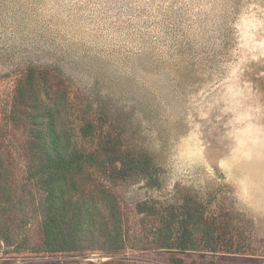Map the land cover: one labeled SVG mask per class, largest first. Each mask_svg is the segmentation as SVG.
I'll list each match as a JSON object with an SVG mask.
<instances>
[{
  "label": "rangeland",
  "instance_id": "rangeland-1",
  "mask_svg": "<svg viewBox=\"0 0 264 264\" xmlns=\"http://www.w3.org/2000/svg\"><path fill=\"white\" fill-rule=\"evenodd\" d=\"M32 69L77 152L100 154L75 180L117 202L116 252L43 250ZM0 154V264H264V0H0ZM186 226L203 251L150 246Z\"/></svg>",
  "mask_w": 264,
  "mask_h": 264
},
{
  "label": "trees",
  "instance_id": "trees-1",
  "mask_svg": "<svg viewBox=\"0 0 264 264\" xmlns=\"http://www.w3.org/2000/svg\"><path fill=\"white\" fill-rule=\"evenodd\" d=\"M34 72L35 69L30 71L27 84L20 93L32 102L28 116L34 125L35 138L31 147L36 151L37 163L40 164L36 170L38 176L35 181L40 190V199L33 209L40 214L39 231L44 243L43 250L56 253L106 247L109 252H116L125 244L121 223L123 218L118 211L117 202L114 198H108L102 205L89 196L80 199L79 186L75 180L78 171L98 164L100 154L77 152V144L64 126L61 111L57 109L59 105L45 103L46 100L39 93ZM0 165H3L1 154ZM0 189L8 199V188L1 186ZM138 208L141 212H161L157 205L146 201L140 202ZM159 216L162 217L161 214L156 217ZM191 232L187 226L177 234L159 232L150 241V246L177 253L203 251L204 248H200L203 246L193 238ZM207 240L214 241L213 235L208 233ZM205 250L216 254L243 253V249L220 250L217 246ZM259 255L262 257L264 254ZM174 258L172 264L185 263L183 258ZM198 264L216 262L199 261Z\"/></svg>",
  "mask_w": 264,
  "mask_h": 264
}]
</instances>
